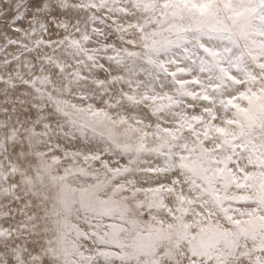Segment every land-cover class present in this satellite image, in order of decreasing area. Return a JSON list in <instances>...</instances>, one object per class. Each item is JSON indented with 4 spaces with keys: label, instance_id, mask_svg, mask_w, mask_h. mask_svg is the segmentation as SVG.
<instances>
[{
    "label": "snow or ice",
    "instance_id": "obj_1",
    "mask_svg": "<svg viewBox=\"0 0 264 264\" xmlns=\"http://www.w3.org/2000/svg\"><path fill=\"white\" fill-rule=\"evenodd\" d=\"M0 264H264V0H0Z\"/></svg>",
    "mask_w": 264,
    "mask_h": 264
}]
</instances>
